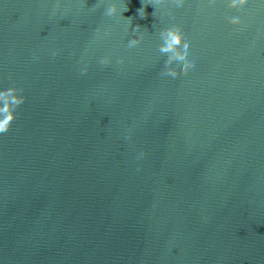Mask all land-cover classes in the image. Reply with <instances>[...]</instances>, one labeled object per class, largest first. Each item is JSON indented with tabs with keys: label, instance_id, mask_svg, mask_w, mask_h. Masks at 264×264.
I'll use <instances>...</instances> for the list:
<instances>
[{
	"label": "water",
	"instance_id": "obj_1",
	"mask_svg": "<svg viewBox=\"0 0 264 264\" xmlns=\"http://www.w3.org/2000/svg\"><path fill=\"white\" fill-rule=\"evenodd\" d=\"M0 264H264V0H0Z\"/></svg>",
	"mask_w": 264,
	"mask_h": 264
},
{
	"label": "clouds",
	"instance_id": "obj_2",
	"mask_svg": "<svg viewBox=\"0 0 264 264\" xmlns=\"http://www.w3.org/2000/svg\"><path fill=\"white\" fill-rule=\"evenodd\" d=\"M161 3H174L175 0H160ZM239 2H243V0H239ZM231 3L233 5H235L237 3V0H231ZM127 8H123L120 9L118 7H116L114 4L111 6H108L104 9L103 15L107 16V17H117L120 16L122 17L121 13L123 11H126ZM174 9H170L169 11H172ZM139 14L141 15V17H143L145 15L144 9L141 8L139 9ZM155 15V13H154ZM124 18V17H123ZM125 19V18H124ZM130 21L129 26L131 27V18L125 19ZM131 32H132V36L131 38L128 40V47H134L137 44L140 43L141 40H143L144 38V32L143 30H141L140 26L137 25L134 28H131ZM155 51L153 52V57L157 60H160L161 58L165 57L167 53L172 52L173 51V40L171 38V36L167 33V32H163L161 33L157 39L155 40ZM184 54V50L180 49L177 52V55L182 56ZM184 62L181 59H171L169 58L166 62L162 63L160 65V71L162 72L164 70L165 67L171 66L173 68L177 67L178 65L183 64ZM187 65H185L186 67ZM181 71L184 70V68L180 69ZM162 79H170L169 77L165 76V77H161ZM11 117H9L10 119Z\"/></svg>",
	"mask_w": 264,
	"mask_h": 264
}]
</instances>
